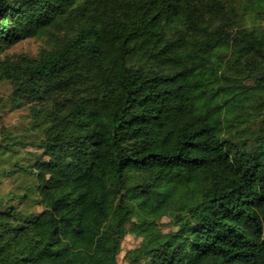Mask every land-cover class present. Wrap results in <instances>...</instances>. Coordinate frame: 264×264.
<instances>
[{
  "label": "trees",
  "instance_id": "obj_1",
  "mask_svg": "<svg viewBox=\"0 0 264 264\" xmlns=\"http://www.w3.org/2000/svg\"><path fill=\"white\" fill-rule=\"evenodd\" d=\"M18 111L0 264H264V0H0Z\"/></svg>",
  "mask_w": 264,
  "mask_h": 264
},
{
  "label": "rangeland",
  "instance_id": "obj_2",
  "mask_svg": "<svg viewBox=\"0 0 264 264\" xmlns=\"http://www.w3.org/2000/svg\"><path fill=\"white\" fill-rule=\"evenodd\" d=\"M38 49V43L34 40H27L25 42L17 44L12 50L11 53L14 52H24L28 54H35ZM24 112L18 111L13 113H1L0 118V129L5 127H12L14 130L21 127L23 117L22 115ZM27 150H32L31 147H29ZM1 189L3 190H9L12 189V184L10 181L6 180L3 181L1 184ZM160 225L163 231H167L170 229V224L168 222V219L164 218L160 221ZM139 242V238L136 237L135 234H127L122 242V252L120 253L118 257V264H124L123 263V255L124 252L128 249H131L135 247Z\"/></svg>",
  "mask_w": 264,
  "mask_h": 264
}]
</instances>
